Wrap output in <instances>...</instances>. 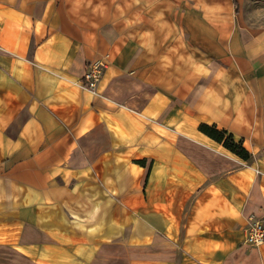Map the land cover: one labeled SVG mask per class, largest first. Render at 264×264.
Wrapping results in <instances>:
<instances>
[{
  "label": "crops",
  "instance_id": "crops-1",
  "mask_svg": "<svg viewBox=\"0 0 264 264\" xmlns=\"http://www.w3.org/2000/svg\"><path fill=\"white\" fill-rule=\"evenodd\" d=\"M251 214L264 0H0V264H264Z\"/></svg>",
  "mask_w": 264,
  "mask_h": 264
},
{
  "label": "built area",
  "instance_id": "built-area-1",
  "mask_svg": "<svg viewBox=\"0 0 264 264\" xmlns=\"http://www.w3.org/2000/svg\"><path fill=\"white\" fill-rule=\"evenodd\" d=\"M104 66L105 62L102 60L90 62L82 75V78L74 81V84L93 94H97L96 84L101 76ZM244 231L245 242L249 246H259L264 243V222L261 218H257L253 214L249 215Z\"/></svg>",
  "mask_w": 264,
  "mask_h": 264
},
{
  "label": "trees",
  "instance_id": "trees-1",
  "mask_svg": "<svg viewBox=\"0 0 264 264\" xmlns=\"http://www.w3.org/2000/svg\"><path fill=\"white\" fill-rule=\"evenodd\" d=\"M199 129L205 134L213 138L214 140L222 143V145L229 149L231 152L235 153L243 159L249 158V152L242 146L241 141L234 140L231 133L223 129H217L212 125L200 124Z\"/></svg>",
  "mask_w": 264,
  "mask_h": 264
}]
</instances>
